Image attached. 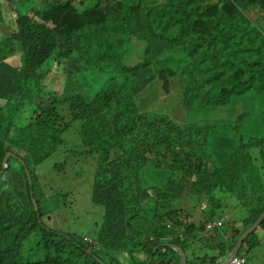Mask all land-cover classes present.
I'll return each mask as SVG.
<instances>
[{
  "label": "trees",
  "instance_id": "16d2710c",
  "mask_svg": "<svg viewBox=\"0 0 264 264\" xmlns=\"http://www.w3.org/2000/svg\"><path fill=\"white\" fill-rule=\"evenodd\" d=\"M4 1L0 173L16 155L0 178V264H180L172 247L187 264L227 258L264 214V29L249 17L264 16V0H149L128 11L122 0ZM52 71L64 74L61 91L47 87ZM160 89L165 99L176 90L161 112L149 109ZM181 109L185 122L168 115ZM66 134L94 160L103 220L93 240L46 224L55 196L38 169ZM224 229L233 233L222 239ZM262 234L264 220L240 252Z\"/></svg>",
  "mask_w": 264,
  "mask_h": 264
},
{
  "label": "rangeland",
  "instance_id": "374dc122",
  "mask_svg": "<svg viewBox=\"0 0 264 264\" xmlns=\"http://www.w3.org/2000/svg\"><path fill=\"white\" fill-rule=\"evenodd\" d=\"M158 2L159 0H153ZM123 10L128 11L130 8L143 5L148 6L149 0H122ZM7 1L0 0V17L3 34L8 33V19L7 16L3 14V10L7 5ZM15 6L17 3H13ZM7 14V11L6 13ZM255 24L258 23L264 29V16L261 11L257 10L249 15ZM17 60L12 63L17 64ZM64 80V74L57 71H52L47 77V87L51 91H61L62 83ZM176 90L173 89L172 97L170 99H165L166 96L164 92L160 89L158 92V100L149 109H157L160 111V107H166L173 103ZM4 101L0 100V109ZM153 103V102H152ZM161 112V111H160ZM172 119L178 120L180 122H185L186 112L184 109L178 110L176 112H171L168 114ZM66 134V140L68 138ZM75 140L78 141L79 135H73ZM78 144L74 145L72 141L67 140V143L63 145L56 154H53L50 159L45 161L38 169L39 175L41 177L42 184L50 191L51 195L55 196V199L45 203V210L51 214L45 219L50 218L51 221L46 224L55 228L59 231L81 235L89 240L96 238L99 226L102 224L103 220V208L95 205L92 200V190L94 184V160L87 159L85 156L77 153ZM65 163L66 165H58L53 167V165ZM62 166L66 167L63 168ZM55 168L61 169L59 173L56 172ZM60 197H58V196ZM153 196V194H151ZM150 197L148 196L147 199ZM219 214L230 216L236 220V211H230L229 209L222 210ZM244 215L242 212L240 216ZM44 220V218H43ZM260 231V230H259ZM232 230L224 229L222 230V239L232 235ZM258 234V232H257ZM260 240V238L258 239ZM225 246L230 244V240L224 243ZM121 255L111 256L107 259L105 263L102 264H140V259L138 256L134 258H123L120 259ZM246 264H264V243L261 249H256L253 252L248 253L246 249L240 252ZM145 258V257H144ZM113 259V260H112ZM236 256L232 259L234 261ZM234 264V263H232Z\"/></svg>",
  "mask_w": 264,
  "mask_h": 264
},
{
  "label": "water",
  "instance_id": "95a60500",
  "mask_svg": "<svg viewBox=\"0 0 264 264\" xmlns=\"http://www.w3.org/2000/svg\"><path fill=\"white\" fill-rule=\"evenodd\" d=\"M12 156H14L13 153H11V152L7 153L6 158L4 159V162H3V172L0 173V178L3 176L4 172L8 168V163H9L8 160H9V158H12ZM21 164L24 167L25 172L27 174V178L29 181V187H31L32 183H31V177L29 174V170L26 168L24 162H22ZM31 201L33 203L34 210L37 212L38 207H37V204L33 198L32 192H31ZM263 220H264V214L261 217H259L249 228H247V230H245V232L240 236L239 240L237 241L236 246H235L234 250L232 251V253H230L229 256H227V258H225L224 260H222L218 264H224V263L228 262L229 260H232L237 254H239L241 248L243 247V244H244V241L246 240V238L259 226V224ZM172 248L180 256V264H187V258H186V255L184 254V252L182 250H180L179 248H176V247H172ZM152 260H153V258H151L150 263L152 262ZM150 263H148V264H150Z\"/></svg>",
  "mask_w": 264,
  "mask_h": 264
},
{
  "label": "built area",
  "instance_id": "2783aa9c",
  "mask_svg": "<svg viewBox=\"0 0 264 264\" xmlns=\"http://www.w3.org/2000/svg\"><path fill=\"white\" fill-rule=\"evenodd\" d=\"M245 264V260L243 258H239V257H236V259H234V261L232 260H229L228 262L224 263V264Z\"/></svg>",
  "mask_w": 264,
  "mask_h": 264
},
{
  "label": "crops",
  "instance_id": "0c3cea01",
  "mask_svg": "<svg viewBox=\"0 0 264 264\" xmlns=\"http://www.w3.org/2000/svg\"><path fill=\"white\" fill-rule=\"evenodd\" d=\"M263 243H264V235L262 234V239L256 242V247H254L253 251H255L256 249H261Z\"/></svg>",
  "mask_w": 264,
  "mask_h": 264
},
{
  "label": "clouds",
  "instance_id": "9594fccd",
  "mask_svg": "<svg viewBox=\"0 0 264 264\" xmlns=\"http://www.w3.org/2000/svg\"><path fill=\"white\" fill-rule=\"evenodd\" d=\"M78 135V134H77ZM13 154H15V153H13ZM16 155V154H15ZM21 162H23L22 160H20ZM139 257V259L141 260V261H145L146 259H147V257L146 256H138ZM145 257V258H144ZM152 263V262H151ZM150 263V264H151Z\"/></svg>",
  "mask_w": 264,
  "mask_h": 264
}]
</instances>
